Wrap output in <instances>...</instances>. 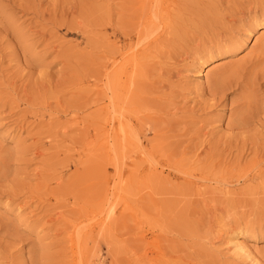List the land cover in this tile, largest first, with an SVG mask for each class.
<instances>
[{"label": "rangeland", "instance_id": "rangeland-1", "mask_svg": "<svg viewBox=\"0 0 264 264\" xmlns=\"http://www.w3.org/2000/svg\"><path fill=\"white\" fill-rule=\"evenodd\" d=\"M263 27L264 0H0V264H264Z\"/></svg>", "mask_w": 264, "mask_h": 264}, {"label": "bare ground", "instance_id": "bare-ground-1", "mask_svg": "<svg viewBox=\"0 0 264 264\" xmlns=\"http://www.w3.org/2000/svg\"><path fill=\"white\" fill-rule=\"evenodd\" d=\"M262 30H264V27H263V29ZM261 30V31H262ZM261 34H264V31H262V33ZM223 80V79H222ZM225 80V79H224ZM219 84V83H218ZM224 85H226V83H224ZM222 86V85H221ZM227 87H230V83L228 82L227 83ZM121 133H122V136H123V138H125V130L124 129H121ZM125 140V139H124ZM107 206H109L110 208H108V211H107V214H106V220L108 221H110L112 218H113V216L115 215V205L114 204H108Z\"/></svg>", "mask_w": 264, "mask_h": 264}]
</instances>
